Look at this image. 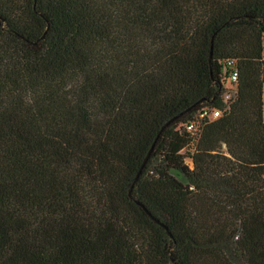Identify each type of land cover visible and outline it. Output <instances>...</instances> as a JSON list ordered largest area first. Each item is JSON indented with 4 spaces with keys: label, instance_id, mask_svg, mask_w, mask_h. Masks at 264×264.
I'll list each match as a JSON object with an SVG mask.
<instances>
[{
    "label": "trees",
    "instance_id": "16d2710c",
    "mask_svg": "<svg viewBox=\"0 0 264 264\" xmlns=\"http://www.w3.org/2000/svg\"><path fill=\"white\" fill-rule=\"evenodd\" d=\"M263 40L264 0H0V264H264Z\"/></svg>",
    "mask_w": 264,
    "mask_h": 264
},
{
    "label": "built area",
    "instance_id": "2783aa9c",
    "mask_svg": "<svg viewBox=\"0 0 264 264\" xmlns=\"http://www.w3.org/2000/svg\"><path fill=\"white\" fill-rule=\"evenodd\" d=\"M228 90L225 92V101L229 100L234 92L235 84L237 82V72L232 70L227 75ZM223 110L216 107H205L201 109L195 119L187 124V130L191 132H198L206 122H211L217 119Z\"/></svg>",
    "mask_w": 264,
    "mask_h": 264
},
{
    "label": "rangeland",
    "instance_id": "374dc122",
    "mask_svg": "<svg viewBox=\"0 0 264 264\" xmlns=\"http://www.w3.org/2000/svg\"><path fill=\"white\" fill-rule=\"evenodd\" d=\"M264 43V40H263ZM263 107H264V89H263Z\"/></svg>",
    "mask_w": 264,
    "mask_h": 264
},
{
    "label": "crops",
    "instance_id": "0c3cea01",
    "mask_svg": "<svg viewBox=\"0 0 264 264\" xmlns=\"http://www.w3.org/2000/svg\"><path fill=\"white\" fill-rule=\"evenodd\" d=\"M263 117H264V107H263Z\"/></svg>",
    "mask_w": 264,
    "mask_h": 264
}]
</instances>
